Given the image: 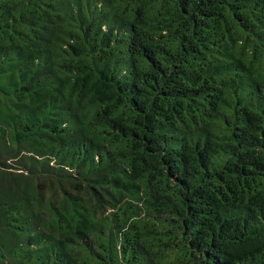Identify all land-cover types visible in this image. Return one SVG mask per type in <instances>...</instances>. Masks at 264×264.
Here are the masks:
<instances>
[{
  "label": "trees",
  "instance_id": "obj_1",
  "mask_svg": "<svg viewBox=\"0 0 264 264\" xmlns=\"http://www.w3.org/2000/svg\"><path fill=\"white\" fill-rule=\"evenodd\" d=\"M0 264H264V0H0Z\"/></svg>",
  "mask_w": 264,
  "mask_h": 264
}]
</instances>
